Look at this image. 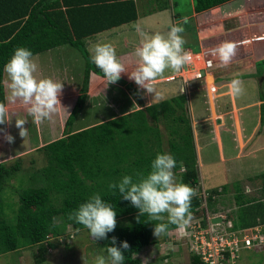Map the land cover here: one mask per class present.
Listing matches in <instances>:
<instances>
[{
    "label": "trees",
    "instance_id": "trees-1",
    "mask_svg": "<svg viewBox=\"0 0 264 264\" xmlns=\"http://www.w3.org/2000/svg\"><path fill=\"white\" fill-rule=\"evenodd\" d=\"M228 1L231 0H194L195 11L204 12ZM167 6L168 1L163 8ZM138 16L136 0H0V103L7 101L3 66L16 48L27 47L36 55L70 45L86 59L80 95L66 120L64 135L39 148L45 152L47 164L32 171L29 184L19 189L20 208L15 222L7 217L2 192L19 173L21 164L0 162V255L36 245L35 264H43L47 252L54 246L52 238L60 237L69 226L84 229L70 220L69 214L92 194L100 193L116 210V227L108 239L98 240L97 244L111 246L112 236L117 237V245L127 241L129 247L123 250L125 264H142L136 255L155 241L154 224L166 223V214L163 221H150L147 214L141 216L139 209L124 200L118 191L109 190V183L119 181L125 174L134 178L137 173L146 174L157 153L169 152L177 161L174 171L180 180L196 191L198 156L193 125L186 116L189 103L186 92L73 130L87 102L91 72L103 76L90 60L88 39L135 21ZM261 64L264 66V61ZM262 70L263 67L260 75ZM118 82L136 94L139 91L123 78ZM261 109L263 121L264 91ZM161 124L168 131V149L164 147ZM256 176L261 179V198L247 196L241 185L235 184L238 209L228 215L236 228L264 223V172ZM21 182L24 183V178ZM228 190L226 185L221 190L208 191L210 211L221 210L217 206L219 196ZM201 204L202 199L196 192L191 201L192 220L202 219L205 224L206 211ZM175 228L176 225H169L164 239ZM192 260L200 262L196 256Z\"/></svg>",
    "mask_w": 264,
    "mask_h": 264
},
{
    "label": "rangeland",
    "instance_id": "rangeland-1",
    "mask_svg": "<svg viewBox=\"0 0 264 264\" xmlns=\"http://www.w3.org/2000/svg\"><path fill=\"white\" fill-rule=\"evenodd\" d=\"M151 2H153L152 4L156 6L161 3L162 0H152ZM172 3L173 5L170 7L171 15L174 13L177 17L181 18L183 16L189 17L190 14H193L194 4H192V0H172ZM208 16L213 17V14L204 15L202 20H207ZM131 25H134V23ZM192 26H195V18L189 17V23L184 25L186 31L183 35L189 39L188 43L190 49L192 48V51H197L196 47L193 46L196 42L197 33L195 30L192 32L188 31V29ZM105 35L106 34H103L102 37ZM112 38H117V36H113ZM111 41L116 42L118 39ZM114 47L117 53L120 52V50H122L120 48L124 46L119 44V46L116 45ZM184 47H186V44ZM63 49H67V51L69 50L70 52L67 54H59V51H62ZM88 49L90 51V46ZM34 59L37 62L39 59L43 60L45 74L47 77H50L48 73L51 71L53 62L54 70L59 73V81H69L75 78L78 80L79 86L81 87L86 59L81 51L75 47L70 45L60 46L58 48L39 53L38 55H34ZM39 65L38 67H40ZM262 67L263 75L264 66L260 63L259 74ZM232 70L230 74L234 75L230 76V78L226 69L219 68L215 70L217 78L219 76H223V79H220V81L224 84L222 89L220 85L221 91L226 90V92H224L225 95L223 92H220L217 97V92L212 93V96L216 97L218 101L213 99L211 102L210 98L205 99V95L202 91L206 92V90L202 89V86H204L202 83L196 85L190 84L188 85L189 89H186L188 90V97H192L194 103L192 104V107L194 105L192 111L191 106L188 103L186 114V116L191 120L193 129L195 120H203L204 118L205 119L202 124H197L196 126L199 127L200 125H209L215 127L223 125L221 129L224 139V148L222 150L224 152L223 154L219 152L221 150L220 147L218 148L216 139H210L209 141L204 139L207 141L206 145L208 147L201 152L203 163H198L199 183L196 185V192L201 195V186L208 191L216 188L221 190L223 186H229L228 192L219 196V202L221 200L223 206L221 210L228 209L227 211L233 209L235 206L234 194L236 192V183L241 185L242 191L246 193L247 196L261 198V179L257 178L256 175L264 172V120L262 121V109L260 106L261 94L264 91V82L261 84L259 80L262 75L258 77L256 75L252 76L250 73L241 74L242 71L247 72L248 70H242L240 72ZM164 73L167 74L166 72ZM234 78L240 79L245 88L244 94L239 97L232 96L228 91V84ZM211 82L212 77L210 78V83ZM199 85L201 89L199 88ZM110 86L116 87L113 83L110 84ZM183 86L184 84L180 80L156 82L154 83V87L156 90L161 91L164 94V98L155 99L154 94L151 93L152 99L154 102H159L161 100L177 96L184 93ZM181 87L183 88L182 92L180 91ZM72 90L73 89H71V91ZM113 90L111 89V91L107 93L108 101L104 95H100L101 97L98 95L96 98V100H98L97 102L85 105L82 111V117L87 118V120H94V118L97 120L101 115L106 114L110 111V109H113L110 107L112 102L119 104V106H122V108L125 109L133 108V99L124 89L116 87L113 88ZM73 94H69V96H73ZM61 99L65 101L68 97L65 95V97H62ZM102 100H104V102ZM236 108H239V118L242 120L239 126H235V119L238 117H236L237 113H235L237 112ZM231 109H235V111L232 112ZM25 110H27V107ZM14 113L15 112L13 110L9 111L10 118L12 120L10 123L11 135L15 137L14 142L11 143L13 145L12 151L16 152L23 148H27V151L24 155L21 154L19 156L10 154V150L4 145V143H6L7 146V141L3 138L5 133L0 132V139H2V142L0 143V162L5 161L8 164H14L19 161L21 164L19 173L9 182L11 184H8L2 192L4 210L8 213L7 217L12 222H15L17 210L20 208L18 196L19 189L24 188L29 184L28 177L31 175L32 171L38 170L47 164L46 154L39 148L42 147L44 143L52 140V137L49 138L48 135H44L48 138L44 137L43 140L39 139V135H37L36 131L37 127L39 131H45L46 129L48 131V125L50 123L49 120L46 119L37 123L33 121V118L28 114V112L26 113L25 111H22L16 117L13 116ZM16 119L26 120V123L23 125V127L27 129V135L25 137H21L19 135V129L15 126ZM219 119L221 120L220 122ZM82 121L83 119L81 118L80 122ZM61 122V118H56L54 121V125L58 127L57 131H59V134L54 136L56 138L63 135ZM161 128L164 138V147L168 149V131L164 124H161ZM237 128L241 131L239 137ZM2 129H4V127H2ZM212 129L214 128H206L207 132ZM212 134L213 133L209 132L207 135L211 136ZM241 138L243 141H246L245 144L241 141ZM38 141H40V143L39 145H36ZM32 145L36 147L33 148ZM249 148H252V152H249ZM203 152L206 156L203 155ZM175 174L177 178L180 179L179 174L177 172H175ZM21 178H24L23 184L21 182ZM198 188L200 191H198ZM165 217L167 218V214ZM163 239V235L159 237L155 236V241L143 249L141 253L136 255L141 259L142 264H190L189 251L185 245L181 244L174 245L171 249V257L169 259H164L165 257L163 253L166 249L162 248L164 244L161 246ZM51 240L54 243V246L47 252L46 261L43 264H87V262L95 254L107 255V247L97 244V241L90 238L88 231L85 228L76 230L72 226H69L64 234L60 237L52 238ZM36 252V245L20 248L16 251L0 255V264H35L34 254ZM240 264H264V246L250 251H244Z\"/></svg>",
    "mask_w": 264,
    "mask_h": 264
},
{
    "label": "clouds",
    "instance_id": "clouds-1",
    "mask_svg": "<svg viewBox=\"0 0 264 264\" xmlns=\"http://www.w3.org/2000/svg\"><path fill=\"white\" fill-rule=\"evenodd\" d=\"M188 23L189 17L183 16L180 22L170 25L166 32L153 33L146 32L139 25L134 26L142 39L135 49L138 63L130 74V78L146 92L153 93L155 99H163L164 94L155 89L153 82L161 77L166 69L180 72L192 62L191 52L184 47L186 44L183 35L184 25ZM237 47L235 42L224 41L218 47L210 49L209 55L217 56L221 66H227L236 56ZM90 60L103 73L107 83H115L121 78V73L126 72L115 47L111 44L91 45ZM3 71L7 74L8 99L12 102L19 100L27 106V112L34 122L39 123L50 118L61 107L59 96L63 83L47 76L37 77L38 64L31 49L23 46L16 48L4 64ZM219 81L217 78L219 91L216 97L222 89V86L220 89ZM180 91H183L182 87ZM228 91L235 97L243 95L245 92L243 82L238 78L232 79L228 84ZM185 92L187 93V90ZM205 95L206 98H210L211 102L213 99L217 100L212 94L205 92ZM8 121V108L6 104L0 103V125ZM25 123V119L15 121L21 137L27 135V129L23 127ZM3 131L0 129V132ZM4 139L11 144L15 137L6 133ZM176 165L177 161L173 154L157 153L146 174L137 173L135 178L133 175L125 174L119 181L108 185L109 190L118 191L124 200L130 201L134 207L139 209L141 216L147 214L150 221H163L165 219L163 214H167L166 223L154 224L153 234L156 237L166 234L169 225L177 226L171 231L179 230L183 234L193 218L191 201L196 191L177 178L174 172ZM237 208L238 206L235 205L230 210L234 212ZM68 218L82 225L88 231L90 238L95 241L108 239V234L112 233L116 227V210L111 203L102 198L100 193H94L88 197L69 214ZM230 219L234 223V220ZM168 238L163 239L161 244ZM128 247L127 241H120L117 245V237L112 236L111 246L106 248L107 255L95 254L87 264H125L123 250H127ZM171 254V251L168 254L163 253L164 259H169Z\"/></svg>",
    "mask_w": 264,
    "mask_h": 264
},
{
    "label": "crops",
    "instance_id": "crops-1",
    "mask_svg": "<svg viewBox=\"0 0 264 264\" xmlns=\"http://www.w3.org/2000/svg\"><path fill=\"white\" fill-rule=\"evenodd\" d=\"M152 0H136L139 16L135 21L122 24L120 26H116L110 30H106L104 32H100L97 35L93 36L92 38L88 39V47L91 45H94L96 43H108L113 46H119V44L123 45L124 47H121L120 52H117V56L120 59V61L124 64L126 72L121 73V78H123L128 83H132L134 87H137L136 82L130 78V74L135 70V67L138 63V58L135 55V49L139 46L140 40L142 37L136 32L135 25L141 26L146 32L153 33V32H166L170 25L176 24L180 22L179 17L172 13L170 14V7L173 5L172 0H162L161 3L154 6L151 2ZM168 1L167 8H163L164 4H166ZM170 2V4H169ZM192 4H194V1L192 0ZM211 15L208 16L207 20H202L204 18V15ZM216 14V15H215ZM215 16V18H214ZM189 17L195 18V26H192L190 29H188L189 32H192L193 30L196 31L197 37L196 42L193 46L196 47L197 51L206 52V55L210 58L214 59L215 62L220 65V68L226 69V72H228L229 76H233L234 74H230L232 71H242V70H248L247 72L242 71L243 73H250L252 76H260L259 74V64L264 61V0H231L228 1L220 6H217L215 8L206 10L204 12L197 13L195 11V6H193V14H190ZM134 23V25H131ZM186 31V30H185ZM103 34H106L104 37H102ZM101 35V37H100ZM113 36H117V38H112ZM116 42H112L111 40H117ZM186 39V50H193L190 49L189 46V39L185 36ZM224 41H232L237 44V54L232 59V61L227 66H221L219 58L217 56L209 55V50L218 47L222 42ZM55 49V48H54ZM119 49V48H118ZM49 51V50H48ZM70 51L67 49H63L62 51H59V54H67ZM38 55V54H36ZM37 62V61H36ZM37 64L40 66L38 67V71L36 75L38 77H45V69H44V63L43 60L39 59ZM167 74H163L161 77H159L157 80H155L153 83L161 82V81H174V80H180L184 84V91L186 89H189L188 85L190 84H199L198 82L191 81L188 84H185L181 78H175L173 79L172 76L176 75L178 72H172L171 70H165ZM6 73L4 76V84L6 88V106L8 108V119L9 121L6 122L3 125H0V129L4 127L3 133H9L11 134L10 129V123L11 118L9 111L13 110L15 113L13 114L14 117L19 115L22 111L27 113V110L25 108L27 106L23 105L19 100H16L15 102H12L8 99V80L6 79ZM48 75L54 79L59 81V73H57L54 70V65L52 62L51 71H49ZM262 75V74H261ZM223 79V77H221ZM73 80V81H72ZM66 81V80H60V82L63 83V87L61 89V93L59 96L61 107L59 110L52 114L49 120L48 125V131L47 129L45 131H39L38 127L36 129L37 135H39V139L43 140L45 136L48 135V137H52V140L57 139L54 137L56 134H59L57 131V128L54 125V121L56 118H61V126H62V133L64 135V128L66 120L71 113L72 109L74 108L78 96L80 95V86L78 80L75 78ZM260 80V78H259ZM223 81V80H222ZM264 82V81H263ZM220 85L224 86L223 82L219 81ZM112 83H107V81L104 79V76H101L95 72H91L90 76V86H89V92H88V98L85 105H88L89 103H95L98 100H96L97 96L104 95L108 101V95L113 88L120 87L126 91V93L132 97L133 99V108H122V106H119V104H115L112 102V105H110L111 108L110 111L106 114H103L100 116L99 119L94 120H87V118L82 117L83 113L79 115L78 119L74 123L75 126H73V130H80L85 127L94 125L96 123L106 121L110 118H116L119 116H122L126 113H130L134 110H137L139 108L148 106L152 103H154L152 99L151 93L146 92L145 89L141 87H137L139 91L136 93L133 92L131 89H127L125 84L115 82L113 83L114 86H110ZM200 88V85H199ZM71 89H73L71 91ZM201 89V88H200ZM205 90L204 88H202ZM114 91V90H113ZM188 91V90H187ZM205 95V92L202 91ZM223 94L226 90H222ZM68 93V94H67ZM74 93V94H73ZM102 93V94H99ZM115 93V91H114ZM69 94H73V96H69ZM65 95L68 97L67 100L63 101L61 98L65 97ZM101 97V96H100ZM189 98V104L192 108H194V105L192 107L193 100L192 97ZM206 99V95H205ZM104 102V100H102ZM261 106V101H260ZM85 107V106H84ZM109 107V108H110ZM235 108V107H234ZM237 109L236 119H235V126H239L240 120L239 118V108ZM232 112L235 111V109H231ZM194 115V113H193ZM80 118V119H79ZM81 118L83 119L82 122H80ZM203 119V118H202ZM205 119V118H204ZM199 119V123L197 120H195L194 124V136H195V144H196V150H197V156H198V163L202 164V150L207 149L206 142L210 139L215 140L218 145V148L220 147L219 151L221 154L224 152L222 151L224 148V139L222 135V126H205L200 125L199 127L196 126L197 124H202L204 121ZM90 121V122H89ZM221 120L219 119V122ZM238 121V124H237ZM80 122V123H79ZM208 122V121H207ZM223 124V123H222ZM233 124V123H231ZM202 127V128H200ZM214 128L212 130H208L209 132L213 133L211 136L207 135L209 132H207L206 128ZM202 129V130H201ZM238 131V137L240 136L241 131L237 128ZM61 132V131H60ZM45 135V136H44ZM62 135V136H63ZM60 136V137H62ZM45 137V138H48ZM58 137V138H60ZM4 138V137H3ZM207 141H205V140ZM5 140V139H4ZM50 140V141H52ZM6 141V140H5ZM48 141V142H50ZM241 141L243 139L241 138ZM2 142V139H0V143ZM40 141L37 142L36 145H39ZM47 143V142H46ZM44 143V144H46ZM245 144L246 141H243ZM43 144V145H44ZM5 147L10 150V154H14L15 156L24 155L27 151V148H23L19 151L13 152V145L9 144L7 142L4 143ZM42 145V146H43ZM31 146V145H30ZM33 148L36 146L32 145ZM249 152H252V148H249ZM203 155L206 156V154ZM235 199V198H234ZM222 201L220 200L219 204L217 205L219 209L223 208ZM235 205L236 199H235ZM238 206V205H237Z\"/></svg>",
    "mask_w": 264,
    "mask_h": 264
},
{
    "label": "built area",
    "instance_id": "built-area-1",
    "mask_svg": "<svg viewBox=\"0 0 264 264\" xmlns=\"http://www.w3.org/2000/svg\"><path fill=\"white\" fill-rule=\"evenodd\" d=\"M192 54V62L184 69L172 76L173 79L181 78L187 84L191 81L202 83V88L211 95L219 91L215 70L220 68L214 59L206 55V52L188 50ZM212 82L210 83V78ZM137 87H140L137 85ZM198 191L200 189L198 188ZM201 207H205V218L191 220L189 226L182 234L179 230L170 231L169 238L164 241L162 248L168 254L174 245H185L190 254V264H240L244 251H250L264 246V229L262 224L252 227L236 228L229 217L231 210L212 212L208 208L209 193L201 187ZM222 217L221 222L213 223V217ZM161 244V246H162ZM200 259L194 263L193 257Z\"/></svg>",
    "mask_w": 264,
    "mask_h": 264
},
{
    "label": "water",
    "instance_id": "water-1",
    "mask_svg": "<svg viewBox=\"0 0 264 264\" xmlns=\"http://www.w3.org/2000/svg\"><path fill=\"white\" fill-rule=\"evenodd\" d=\"M263 81H264V73H263V75H262V77H261V79H260V83L262 84ZM211 221H212L213 223L221 222V221H222V217H220V216L213 217V218L211 219Z\"/></svg>",
    "mask_w": 264,
    "mask_h": 264
},
{
    "label": "bare ground",
    "instance_id": "bare-ground-1",
    "mask_svg": "<svg viewBox=\"0 0 264 264\" xmlns=\"http://www.w3.org/2000/svg\"><path fill=\"white\" fill-rule=\"evenodd\" d=\"M89 79V78H88ZM74 112V111H73ZM108 121V120H107ZM66 130V129H65Z\"/></svg>",
    "mask_w": 264,
    "mask_h": 264
}]
</instances>
